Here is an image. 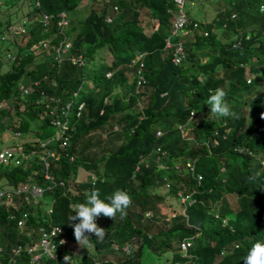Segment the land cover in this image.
I'll return each mask as SVG.
<instances>
[{
    "label": "trees",
    "instance_id": "1",
    "mask_svg": "<svg viewBox=\"0 0 264 264\" xmlns=\"http://www.w3.org/2000/svg\"><path fill=\"white\" fill-rule=\"evenodd\" d=\"M188 2L212 6L214 18L209 22L190 18ZM40 3V7L36 0L29 4L30 14L36 13L38 19L29 26L24 45L18 49L23 60L11 64L5 73L0 71V131H8L4 120L11 117L17 125L13 133L27 135L33 131L37 138L25 146V151L39 149L36 141L46 136L31 130L32 125L37 129L50 127L51 121L36 105L42 90L68 98L83 86L81 100L86 102V109L82 118L74 116L70 123L68 152L76 161L61 156L58 162H52L51 173L64 180L65 186L47 187L43 166L37 159L30 169L0 163V187L18 188L30 182L45 187L36 209L23 207L18 197L0 205V264L29 262L26 254L17 262L13 250L30 244L25 231L40 226H61L67 246L78 245L71 227L78 222L70 220L75 214L72 206L84 202L86 190L93 188L105 202L114 191H126L132 204L123 219L119 213L114 220L101 215L97 224L105 229L103 240L94 235L87 240L100 255V263L85 255L81 264H115L107 259L109 251L128 243H134L136 250L125 254L121 264H143L149 254L158 259V264H244L251 246L264 242V13L259 11L264 0H185L189 24L177 35L173 34L178 13L174 0H92L94 7L84 20L78 17V1ZM196 8L201 6L196 4ZM63 12L73 46L60 65L55 50L63 40L58 27ZM42 14L52 16L49 27L40 22ZM108 17L113 19L111 23ZM11 27V21L6 26L0 22V35L8 36ZM217 31H221L222 39ZM174 37H180L176 41L184 50L185 59L179 64L174 61L175 48L168 47ZM45 39L51 41L47 51L33 50ZM5 45L3 51L14 44L8 40ZM74 56H82L85 66L73 65L69 57ZM140 56L141 61L133 66ZM204 59L209 61L202 63ZM251 75L252 82L248 83ZM36 81L42 82L41 90L35 89L28 97L19 92L21 84L29 87ZM115 87L121 91L105 103ZM217 88L225 91L235 115H214L216 119L204 121L196 113L193 116L194 111L207 116L210 106L206 101L210 90ZM3 103L9 107L1 108ZM195 123H199L195 138H188L185 131ZM116 126L118 131L114 130ZM177 126H183L182 133ZM100 130L109 132L110 144L122 143L108 155L90 160L88 148L78 149ZM159 132L166 133L159 137ZM58 145L51 148L57 150ZM145 159L147 164L142 163ZM193 160L197 172L203 175L201 182L176 167L184 169L185 163ZM80 172L82 180L86 173L93 174L95 185L91 181L77 182ZM180 190L186 195L196 191L195 203L186 206L185 215L168 222L166 216L159 215V201L177 197ZM148 213L151 217L159 215L161 220L147 218ZM22 220L26 222L25 231L19 228ZM188 241L192 247L189 257L183 258L182 247ZM65 255L60 264H66ZM44 264L57 262L48 260Z\"/></svg>",
    "mask_w": 264,
    "mask_h": 264
},
{
    "label": "built area",
    "instance_id": "2",
    "mask_svg": "<svg viewBox=\"0 0 264 264\" xmlns=\"http://www.w3.org/2000/svg\"><path fill=\"white\" fill-rule=\"evenodd\" d=\"M175 5L177 6L178 13L175 14L174 18V31L173 34L177 35L180 32H184L187 25L189 24V19L187 17L185 11V0H174ZM36 6L40 7V0H36ZM115 12H119L118 7H115ZM173 13V11H170ZM52 16L42 14L40 18V22L44 24L45 27H49L51 24ZM58 27L60 28L59 35L63 36V40L55 50L56 52V60H58L61 65L65 58L68 56L69 50L72 48L73 44L67 35V28L69 25L67 14L65 12L59 15ZM112 18L108 17L107 22L111 23ZM35 21V20H34ZM34 21L30 22L28 20L23 21L16 27H13L9 35H0V44H6L8 40H10L13 44L18 42L19 40L24 39L29 33V26L34 23ZM194 28H198V24L194 25ZM51 41L49 39H45L40 42L39 45H34L33 50L42 49V51H47L50 48ZM168 47L175 48V63H180L181 60H184V50L182 48V44L180 42H176L175 44L171 43V40L168 41ZM1 56L3 59L10 64H20L23 60L22 57H19L17 53L10 50H2ZM142 56L138 58L137 61H133V66H136L138 61H141ZM69 60L73 63V65L78 67L85 66V59L82 56L78 57H69ZM140 76L139 83L143 82V78L141 76V71L139 69L138 72ZM112 74L108 75V78H111ZM41 81H36L31 86H26L25 84H21L19 87V92L24 96H30L35 89L41 90ZM56 86V84H53ZM83 86H80L78 91H74L70 97L65 98L62 96H56L47 94L44 90H42L39 94V98L36 101V105L41 107L44 110L45 116L51 119L50 127L58 130V134L56 137L52 139L45 140H37L36 143H39V149H32L28 152L25 151V147L15 148V149H7L0 151V163L8 166L33 168L36 159L38 160V164L43 166V170L45 172V185L47 187H56L58 185L65 186V181L57 179L51 173L52 162H58L61 156H65L71 162L76 161L75 155H72L68 152L71 146L72 135L69 133L70 123L72 118L75 116L80 119L83 117L84 111L86 109V102L81 100V91ZM108 99L105 100L107 103ZM17 137H21V133L15 134ZM159 136L162 135V132L158 133ZM59 144L58 149L55 150L51 148L52 145ZM177 169L182 173L184 170L191 173L199 182L203 180V175L197 172L196 161H189L185 163V167L180 168L176 166ZM139 168H137L138 170ZM199 173V174H197ZM36 174V172H35ZM97 178L93 175L91 181L93 185H95ZM90 189H87L85 195L89 194ZM196 191L191 194H185L182 190L177 193V196L183 202L184 205L191 206L195 201L193 199ZM45 187L43 185H38L36 183H25L20 185L18 188L13 187H0V205L3 204L5 200H12L15 197L20 198L23 207L25 205H30L31 208L36 209L40 203V200L44 197ZM74 206V205H73ZM72 206V208H73ZM186 209L183 211V215H185ZM48 214L52 213V209L47 211ZM27 213L24 217H27ZM101 218L98 217L97 221ZM26 222L24 220L19 222V228L22 231H25ZM64 229L61 226H40L37 229H32L30 231H25V234L28 238L31 239V243L26 247L18 246L13 250V254L17 260L24 254L29 257V262L25 264H41L48 260L56 261L57 264H60L61 257L64 255V252L67 250V242L64 239ZM126 247V246H125ZM192 247L191 242H185L182 247L183 258H188L189 248ZM2 249L0 248V252ZM127 254H130L127 253ZM172 264V263H170ZM183 264V263H181Z\"/></svg>",
    "mask_w": 264,
    "mask_h": 264
},
{
    "label": "rangeland",
    "instance_id": "3",
    "mask_svg": "<svg viewBox=\"0 0 264 264\" xmlns=\"http://www.w3.org/2000/svg\"><path fill=\"white\" fill-rule=\"evenodd\" d=\"M78 1L79 3V7H78V17L80 20H84V18L90 13L91 9L94 7V4L92 3V0H75ZM30 2H32V0H14L13 2H11V4H7L5 3V0H0V22L3 24V26L7 25L8 21L12 22V27H16L19 24H21L23 21L28 20L30 22L38 19L37 14L36 13H31V8H30ZM196 4H199V6H201V8H196L198 10L195 9ZM202 4L205 5V2L201 3H197V2H193L192 4L190 2H188L187 4V12L190 14V18L192 19H197L199 21L202 22H209L211 21L215 14L216 11L212 6L209 5H205L203 6ZM101 7V5L97 6V9H99ZM30 9V10H29ZM119 12H117L118 14ZM188 17V16H187ZM189 19V18H188ZM10 29V30H11ZM217 35L219 36L220 39H222L221 37V31H217ZM177 38L180 37H176ZM174 39L171 40L172 44H175L177 41ZM224 43L226 42V39L224 38ZM23 39L19 40L18 42H16L11 50L15 53L18 52V49L20 48V46H23ZM7 45L4 44H0V71L2 73H5L7 71L10 70L11 68V64L6 62L3 59V56H1V51L6 47ZM40 57L38 59V61H41ZM209 59H204L202 61L203 62H208ZM188 64H186L187 66ZM198 71V70H196ZM195 71V72H196ZM201 81L204 80V78L201 76L200 78ZM112 82H116V79L111 80ZM114 84V83H113ZM115 86V85H113ZM112 86V87H113ZM121 91L120 87L118 88H114L112 91V94L108 97V101L107 102H111L114 94L116 93V91L118 92ZM100 96L102 94V92L98 93ZM9 106L6 103H3L1 108H5L7 109ZM210 109V108H209ZM208 109V110H209ZM245 111H247L245 109ZM197 115V117H200V119H202L204 121V118H207V120L210 119H216L214 117V115L210 114V112L207 114V116H204L203 113L194 111ZM13 114H15V112H13ZM196 120V117L194 118V122ZM201 120V122H202ZM41 125V124H39ZM198 125L199 123H195L194 125H191V127L188 129V132L185 131V134L188 133V138L194 137V132H196V129H198ZM15 126H17L16 124H14L13 119L11 117H7L4 120V127L6 129H8V131L2 132L0 131V151L1 150H7V149H15V148H20V147H25L26 145L30 144L31 142L34 141V139H37L36 136L34 135V132L32 131L31 133L27 134V135H22L21 137H17L15 135V133H13V130L15 128ZM177 129L180 130L181 127L177 126ZM31 130H38L41 132V134L43 133L46 136V139H52L53 137H56L58 134V130L49 126H45V127H40L39 129H37V125L33 124L32 125V129ZM114 130L118 131L119 127L116 126L114 127ZM108 131H103L100 130L98 132L92 133V135L90 136V138L81 145L80 149L78 150H83L84 148H88V157L90 160H95L98 158H101V156H106L110 153V151L112 149H116L121 143H113L110 144L108 142L109 140V135H108ZM164 136L166 132H162ZM182 133V132H181ZM167 136V135H166ZM189 162V161H188ZM143 164H147V159L143 160L142 162ZM187 163V162H186ZM82 172H80L77 176V182H87L90 179H92L93 174H89L86 173V179L84 178V180H82ZM6 187V186H5ZM231 200L234 201L235 198L234 196L231 197ZM235 204V203H233ZM235 207V205H233ZM158 209H159V215H164L166 216V221L168 222H172L176 216H179L180 214L183 213V211L186 209L185 205H183V202H181V200L179 199V197H168L167 200L164 201H159L158 204ZM158 215V217H159ZM154 217V216H153ZM153 217H151V213L147 214V218H151L153 220ZM158 217H154L157 220H161ZM146 223V222H145ZM136 241V240H135ZM136 243V242H135ZM128 246H124L119 248L118 246H115L112 248V250L109 251L108 253V257L107 259L110 258V260H113L115 262V264H121V262L124 260V255L127 253H131L133 254V252H135L136 250V246H134V243L127 244ZM120 246V245H119ZM66 255L65 256H69V261L70 264H81V260L83 256H88L89 258H93V260H95V262L100 263L99 260V256L97 255L95 249H94V245L90 243H88L87 241H83L81 242V244L79 245H72V246H67V250L65 251ZM17 262H19V260H17ZM143 264H158V259L149 254L148 256H146L144 258ZM164 264H170L169 262H164Z\"/></svg>",
    "mask_w": 264,
    "mask_h": 264
},
{
    "label": "clouds",
    "instance_id": "4",
    "mask_svg": "<svg viewBox=\"0 0 264 264\" xmlns=\"http://www.w3.org/2000/svg\"><path fill=\"white\" fill-rule=\"evenodd\" d=\"M259 11L264 13V4L260 5ZM255 36L256 34L254 37ZM239 45L240 42L236 43L234 47L237 48ZM256 59L257 58L254 57L253 61ZM252 79L253 78L251 75L248 79V83L252 82ZM225 98L226 93L222 88L210 90V95L206 101V105L210 106V114L216 115L217 117H231L235 115ZM192 115L194 116L195 112L194 114L192 113ZM180 127L181 129L179 131L183 132V126ZM262 131L264 132V128H262ZM162 135L158 136L162 137ZM254 178L255 177L252 179ZM106 199L107 202L101 199L99 191L93 188L86 196L84 202L73 206V211L75 214L70 216V220L71 222H78L72 223L71 227L73 228L74 238L79 243V245L82 241H87L91 235H94L99 240H103L106 234L105 229L98 226L97 218L103 215L104 217L114 220L117 213H119L120 218L123 219L127 215L126 210L132 204L130 195L126 191L119 189L114 191ZM193 204L191 206H193ZM186 206L189 205H185V208ZM64 261L66 264H70L69 256H65ZM243 262L244 264H264V242H255L247 251Z\"/></svg>",
    "mask_w": 264,
    "mask_h": 264
}]
</instances>
